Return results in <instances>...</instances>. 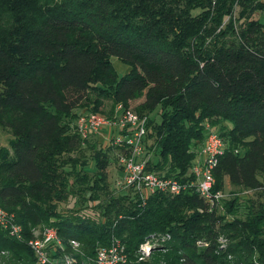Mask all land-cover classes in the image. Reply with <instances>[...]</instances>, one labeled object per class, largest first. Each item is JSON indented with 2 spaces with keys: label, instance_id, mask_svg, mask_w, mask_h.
Instances as JSON below:
<instances>
[{
  "label": "trees",
  "instance_id": "trees-1",
  "mask_svg": "<svg viewBox=\"0 0 264 264\" xmlns=\"http://www.w3.org/2000/svg\"><path fill=\"white\" fill-rule=\"evenodd\" d=\"M256 11L264 14V0H0V128L10 135L0 148V207L22 233L17 240L0 229V264H36L26 244L35 227L55 228L65 251L77 241L78 263L113 240L125 264H264V21L251 18ZM112 58L128 66L123 75ZM135 100L147 116V170L189 177L207 126L223 143L212 189L226 183L254 198L210 208L193 191L160 192L141 204L131 189L111 188L115 148L81 145L72 121ZM151 239L161 244L136 262Z\"/></svg>",
  "mask_w": 264,
  "mask_h": 264
},
{
  "label": "built area",
  "instance_id": "built-area-1",
  "mask_svg": "<svg viewBox=\"0 0 264 264\" xmlns=\"http://www.w3.org/2000/svg\"><path fill=\"white\" fill-rule=\"evenodd\" d=\"M147 116L138 115L130 107L115 105L111 116L97 112L79 114L72 124V130L81 141V145L92 137L100 139L101 146L115 148V163L119 176L114 180V187L120 191L132 190L141 204L153 193L179 194L193 191L204 200L209 207L220 206L224 193L213 190L212 169L217 156L222 152L223 143L220 137L205 126V137L196 150L188 174L189 177L178 180L172 177H162L146 169L150 154L145 150ZM0 229L9 237L22 239L21 227L14 221V215L0 207ZM146 242H149L146 241ZM36 264H78L74 254L80 253L77 241L68 239L64 247L53 227H35L31 237L26 241ZM140 248V245H139ZM141 254H147L141 248ZM149 249H147L148 251ZM143 257H139L141 260ZM127 254L124 246L118 241H111L107 246L97 247L93 258L83 264H125Z\"/></svg>",
  "mask_w": 264,
  "mask_h": 264
},
{
  "label": "rangeland",
  "instance_id": "rangeland-1",
  "mask_svg": "<svg viewBox=\"0 0 264 264\" xmlns=\"http://www.w3.org/2000/svg\"><path fill=\"white\" fill-rule=\"evenodd\" d=\"M251 18L252 19H256L258 21H264V14L261 13V12H254L252 15H251ZM111 64L114 68V70L116 71L117 75L118 76H121L123 75L127 69H128V66L117 61L116 59L112 58L111 59ZM137 103V101H131L130 102V105L129 107L131 109H133V106L134 104ZM77 113H80V112H84L82 108H78L76 110ZM154 115V116H153ZM152 116L154 117V120L156 122L159 121V118L157 116V109L156 111L154 110L153 113H152ZM73 123V121H72ZM10 138V135L9 133L6 131V130H2L0 128V148H7V145H8V140ZM93 141V140H97L98 144H101V141L100 139L98 140L97 138L95 137H92L91 139H89V141ZM100 142V143H99ZM150 144V141L148 140L145 145H149ZM146 150V149H145ZM153 158V157H152ZM154 159V158H153ZM89 172L92 171L91 169L88 170ZM106 173H107V183L109 184V186L111 188L114 187V180H116L118 178V174H119V171L117 169V166H116V163L115 161L113 160H110L109 164L107 165V168H106ZM225 187L223 188L224 190L222 191L224 193V198H229V197H233V196H236L238 199L240 200H245L247 199L248 197L249 198H254L253 196V192L251 190H240L238 188H234V187H231V186H228L226 183H225ZM73 201V199H72ZM64 202H68V204L71 203V198H69L68 200L64 201ZM64 205V203L62 202L61 205ZM161 244V241H157V240H154V239H151L149 240V242H146L145 240L140 244V248L144 251V252H147V254H141L140 252V248L139 246L137 247V249L135 250L134 252V257H135V260L136 262L137 261H142V260H146V257L147 255L149 254L150 250L152 247H157ZM147 249H149L147 251ZM143 257L141 260H139V257ZM78 264H83L82 262L78 263Z\"/></svg>",
  "mask_w": 264,
  "mask_h": 264
},
{
  "label": "crops",
  "instance_id": "crops-1",
  "mask_svg": "<svg viewBox=\"0 0 264 264\" xmlns=\"http://www.w3.org/2000/svg\"><path fill=\"white\" fill-rule=\"evenodd\" d=\"M200 145H201V144H200ZM200 145L198 146V148L200 147ZM198 148H197V149H198ZM118 175H119V174H118Z\"/></svg>",
  "mask_w": 264,
  "mask_h": 264
}]
</instances>
